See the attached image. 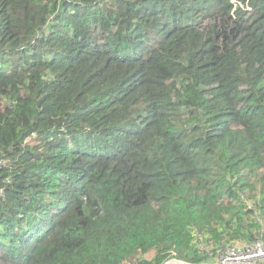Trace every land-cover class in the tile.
<instances>
[{"label": "trees", "instance_id": "trees-1", "mask_svg": "<svg viewBox=\"0 0 264 264\" xmlns=\"http://www.w3.org/2000/svg\"><path fill=\"white\" fill-rule=\"evenodd\" d=\"M0 190V264L264 243V0H0Z\"/></svg>", "mask_w": 264, "mask_h": 264}, {"label": "built area", "instance_id": "built-area-1", "mask_svg": "<svg viewBox=\"0 0 264 264\" xmlns=\"http://www.w3.org/2000/svg\"><path fill=\"white\" fill-rule=\"evenodd\" d=\"M1 194L0 190V196ZM164 264H264V243L255 241L245 247L230 245L221 252L214 262L189 263L172 258Z\"/></svg>", "mask_w": 264, "mask_h": 264}, {"label": "rangeland", "instance_id": "rangeland-1", "mask_svg": "<svg viewBox=\"0 0 264 264\" xmlns=\"http://www.w3.org/2000/svg\"><path fill=\"white\" fill-rule=\"evenodd\" d=\"M126 264H132L131 262H127Z\"/></svg>", "mask_w": 264, "mask_h": 264}]
</instances>
